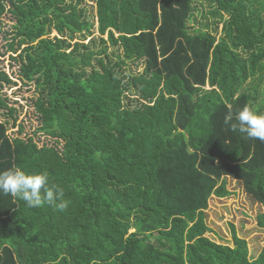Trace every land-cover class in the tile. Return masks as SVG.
<instances>
[{
  "label": "trees",
  "instance_id": "16d2710c",
  "mask_svg": "<svg viewBox=\"0 0 264 264\" xmlns=\"http://www.w3.org/2000/svg\"><path fill=\"white\" fill-rule=\"evenodd\" d=\"M81 1L0 0L36 131L53 139L1 121L0 171L47 173L68 201L29 208L0 192V264H264L234 231L233 246L206 236L205 214L231 178L264 230V141L232 128L242 107L264 113V0H94L97 50ZM202 3L211 22L194 17ZM14 83L0 70L12 117L1 89Z\"/></svg>",
  "mask_w": 264,
  "mask_h": 264
},
{
  "label": "rangeland",
  "instance_id": "374dc122",
  "mask_svg": "<svg viewBox=\"0 0 264 264\" xmlns=\"http://www.w3.org/2000/svg\"><path fill=\"white\" fill-rule=\"evenodd\" d=\"M197 6L199 12L196 11L194 13L196 21L211 22V18H203L207 4L202 3V5L198 4ZM80 7L85 9L86 17L94 24L93 32L83 41L86 43L93 37L97 41V50L102 45L98 42L100 36L96 30L97 18L94 0H82ZM196 21H191L189 24L198 27L199 23ZM12 24L11 19L5 16L0 22V70H4L15 82L12 85H4L1 89V94L8 99V105L15 108L13 117L15 116L16 120L15 124L12 125L13 117L9 115L7 109L0 108V122H8L7 133L10 136L20 135L21 137H25L27 135L31 136L38 144H52L53 139L36 131V128L39 126V119L33 106V102L37 96L34 85L19 79L17 72L18 64L11 58V56H17L20 50L13 54L7 48L8 41L6 38H10L11 36ZM220 28L221 25L218 27V32ZM49 35L53 37L56 35V32L53 30ZM103 38L105 39L106 37L104 36ZM75 40L77 38H74L71 42ZM108 53L113 55L121 54L119 50L112 47L108 48ZM112 57L116 58L115 56ZM142 68V62L131 61H127L126 65L122 67L127 74H137L142 71ZM263 85L260 86L261 90L263 89ZM20 126H22L23 130L21 133L18 131ZM226 188L230 191L227 197L218 198L212 195L208 201L205 214L206 223L210 231L206 233V236L217 243L233 246L232 231H234L238 237L246 240L250 258H256L264 247V230L258 227L256 223V215L262 211V207L244 192L240 182L227 178Z\"/></svg>",
  "mask_w": 264,
  "mask_h": 264
},
{
  "label": "clouds",
  "instance_id": "9594fccd",
  "mask_svg": "<svg viewBox=\"0 0 264 264\" xmlns=\"http://www.w3.org/2000/svg\"><path fill=\"white\" fill-rule=\"evenodd\" d=\"M226 123L232 120L229 115ZM233 130L245 134L246 138L264 141V113L242 107L235 115ZM0 192L25 202L29 208L48 205L64 210L68 201L64 200V190L55 183L50 184L47 173H27L19 167L0 171Z\"/></svg>",
  "mask_w": 264,
  "mask_h": 264
}]
</instances>
